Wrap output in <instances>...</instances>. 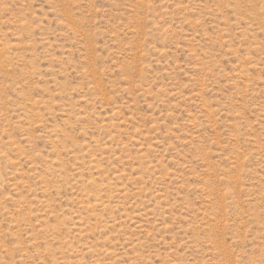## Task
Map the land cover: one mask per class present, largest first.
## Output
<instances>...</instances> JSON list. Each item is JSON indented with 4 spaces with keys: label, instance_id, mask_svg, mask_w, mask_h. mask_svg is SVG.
<instances>
[{
    "label": "rangeland",
    "instance_id": "obj_1",
    "mask_svg": "<svg viewBox=\"0 0 264 264\" xmlns=\"http://www.w3.org/2000/svg\"><path fill=\"white\" fill-rule=\"evenodd\" d=\"M0 264H264V0H0Z\"/></svg>",
    "mask_w": 264,
    "mask_h": 264
}]
</instances>
